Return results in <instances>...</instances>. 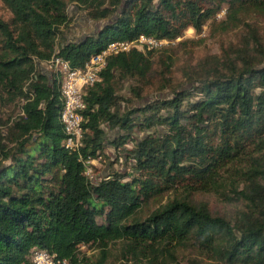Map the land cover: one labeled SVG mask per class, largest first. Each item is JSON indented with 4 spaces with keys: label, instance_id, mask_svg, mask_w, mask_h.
Segmentation results:
<instances>
[{
    "label": "trees",
    "instance_id": "1",
    "mask_svg": "<svg viewBox=\"0 0 264 264\" xmlns=\"http://www.w3.org/2000/svg\"><path fill=\"white\" fill-rule=\"evenodd\" d=\"M2 1L12 21L0 18V264H33L36 250L70 264H108L111 246L116 264H180L181 252L189 264L198 256L264 264V37L253 26L245 24L242 45L222 59L190 67L183 83L164 78L173 65L167 50L160 71L153 51L107 56L100 80L83 92L80 153L105 161L112 146L125 168L109 162L95 181L64 146L60 79L41 67L58 56L83 68L109 42L140 34L174 40L200 31L224 4L222 29L236 28L263 15L264 0ZM70 3L105 24L67 39ZM156 75L166 82L158 90L170 95L144 102ZM128 78L138 102L124 110L118 83ZM102 125L116 128L117 138L108 140ZM158 126L166 131L146 133ZM203 194L231 214L212 211ZM81 245L98 253L80 255Z\"/></svg>",
    "mask_w": 264,
    "mask_h": 264
},
{
    "label": "rangeland",
    "instance_id": "2",
    "mask_svg": "<svg viewBox=\"0 0 264 264\" xmlns=\"http://www.w3.org/2000/svg\"><path fill=\"white\" fill-rule=\"evenodd\" d=\"M68 15L71 18L69 27L64 30L65 36L67 39H80L88 35H93L97 32L106 21H93L86 17V11L82 8H78L74 3H70L67 7ZM226 13V5L224 4L220 11L215 15V17L210 18L202 26L200 31H195L193 28H188L184 31V34L175 40L173 44L167 48H161L153 51L154 65L153 68L157 71L161 70L162 66L160 64V57L165 56L164 50H167V53L170 54L172 59L171 71L165 72V79L172 80V82H181L185 81V73L188 72L190 67L199 65L202 62L211 61L213 57L218 56L221 59L224 56V53L231 48L242 45V40L247 33L248 29L245 27V24L253 26L254 30L258 32L261 37H264V14L263 15H251L245 18L243 24L236 28H230L227 30L222 29V24L220 22L224 19ZM0 18L6 21H12V14L5 3L0 0ZM242 21V22H243ZM70 31V32H69ZM60 44V40L57 41L56 48ZM170 50V51H169ZM41 67L49 71L47 64H41ZM163 84L164 82L163 79ZM162 82L158 75L152 78L151 85L143 89L142 98L144 102L154 99L157 96H167L170 95V88L163 89L159 91L157 87L162 85ZM133 83V79L128 78L120 81L118 83V96L120 97V107L124 110H130L133 106L137 104V99L131 94L130 86ZM185 86V85H184ZM5 113H16V107H4ZM106 130V138L112 140L117 138L119 131L116 128H108L106 125H102ZM155 132L157 134L163 133L166 131L165 126H158L153 129H149L146 133ZM145 132H140V135L143 136ZM126 148H131V142L126 143ZM121 150V149H120ZM106 153L109 155L107 160L98 161L94 165V171L97 176L103 175L111 162L110 166L114 169L124 170L125 163L120 153L114 149L112 146H107L105 149ZM120 152V153H119ZM117 155V156H115ZM209 199L210 207L212 211L218 213H224L227 216L231 214V207L227 204L220 202L213 194H203ZM202 196V195H201ZM200 196V197H201ZM115 247L111 246V251L114 255L110 256L108 264H116L119 256L115 254ZM81 251L80 255L95 256L98 251L93 245H81L79 247ZM178 261L180 264H189L187 252H181L178 256ZM197 264H221L213 260H207L202 257L196 258Z\"/></svg>",
    "mask_w": 264,
    "mask_h": 264
},
{
    "label": "built area",
    "instance_id": "3",
    "mask_svg": "<svg viewBox=\"0 0 264 264\" xmlns=\"http://www.w3.org/2000/svg\"><path fill=\"white\" fill-rule=\"evenodd\" d=\"M179 37L170 40L140 34L131 40L111 41L101 52L91 55L83 68L71 67L67 61L62 60L58 56H53L46 62L49 71L60 79L62 107L59 113V119L63 124L65 133L64 146L68 150L78 153V160L84 166L83 174L91 181L98 180V176L94 171V165L98 160L89 157L85 158L80 153L84 131V89L100 80L99 73L106 65L107 56L120 52H128L131 49H137L143 53L155 51L173 44ZM32 263L70 264L68 259H60L55 254L45 250L34 251Z\"/></svg>",
    "mask_w": 264,
    "mask_h": 264
}]
</instances>
